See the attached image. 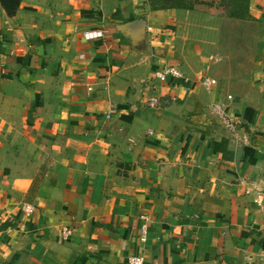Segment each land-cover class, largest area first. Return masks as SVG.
Returning <instances> with one entry per match:
<instances>
[{
	"label": "crops",
	"instance_id": "crops-1",
	"mask_svg": "<svg viewBox=\"0 0 264 264\" xmlns=\"http://www.w3.org/2000/svg\"><path fill=\"white\" fill-rule=\"evenodd\" d=\"M144 1L0 0V160L4 128L38 152L0 179V264H264V0L246 91L194 42L214 15Z\"/></svg>",
	"mask_w": 264,
	"mask_h": 264
},
{
	"label": "rangeland",
	"instance_id": "rangeland-1",
	"mask_svg": "<svg viewBox=\"0 0 264 264\" xmlns=\"http://www.w3.org/2000/svg\"><path fill=\"white\" fill-rule=\"evenodd\" d=\"M196 0H145V4L149 6L151 11H167V10H181V11H193L190 9L192 5H195ZM235 1V0H233ZM218 3L221 0H217ZM234 2L232 3V7ZM190 9V10H188ZM202 14L199 10H194ZM249 14L242 18H230L223 16H214L210 18L212 25L217 24L220 28V32L217 36L211 33L206 34L204 32L194 33V42L197 45L200 42L203 47L202 57L210 68L211 73H219L225 77L223 84L231 90L237 89L240 91H246L249 84L250 74L252 71V56L256 52L255 47V35L259 33L258 23L249 20ZM243 21V22H242ZM211 39L210 42H206V39ZM205 39V40H203ZM212 40H215L212 42ZM217 40V41H216ZM196 55L198 54L196 47L191 49ZM185 64L184 62H182ZM206 75V74H204ZM206 76L202 77V81H206ZM216 80V84L212 87H218L221 85L219 79L214 76L211 78ZM26 130V128H24ZM4 134L8 138L6 145L7 154L11 155L0 160L3 164V169H0V179L5 177L15 178L16 175H23L33 171L37 162V147L21 138L25 135L21 131ZM24 138V137H23ZM15 173V174H14Z\"/></svg>",
	"mask_w": 264,
	"mask_h": 264
},
{
	"label": "built area",
	"instance_id": "built-area-1",
	"mask_svg": "<svg viewBox=\"0 0 264 264\" xmlns=\"http://www.w3.org/2000/svg\"><path fill=\"white\" fill-rule=\"evenodd\" d=\"M87 39H97L103 36L102 32H92V33H88L85 35ZM5 71V69L2 67L1 73ZM155 78L165 82L168 78H173V79H177V80H184L185 75L181 69L180 66L177 65H169V64H164L162 65L156 72H155ZM205 82V81H204ZM208 83L210 85H215L216 84V80H209ZM233 96H229V100H232ZM262 213L264 215V206L261 207ZM23 212L25 213V215L31 216L32 213L34 212V209L32 206L29 205H25L23 206ZM147 217H143V220H146ZM144 234L142 239L144 240L145 238V234H146V228H143ZM72 234L71 230L68 228H64L62 230V236L64 239H67L70 235ZM130 264H145V258L144 256H134L130 259Z\"/></svg>",
	"mask_w": 264,
	"mask_h": 264
},
{
	"label": "trees",
	"instance_id": "trees-1",
	"mask_svg": "<svg viewBox=\"0 0 264 264\" xmlns=\"http://www.w3.org/2000/svg\"><path fill=\"white\" fill-rule=\"evenodd\" d=\"M234 6L232 7V3ZM250 0H196L190 9L199 10L214 16H223L230 18H244L248 16ZM188 9V10H190Z\"/></svg>",
	"mask_w": 264,
	"mask_h": 264
}]
</instances>
